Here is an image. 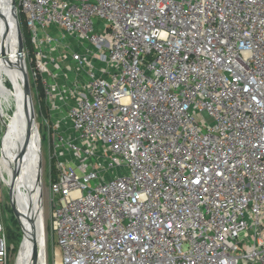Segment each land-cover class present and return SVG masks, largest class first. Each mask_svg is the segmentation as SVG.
Masks as SVG:
<instances>
[{
  "label": "built area",
  "instance_id": "obj_1",
  "mask_svg": "<svg viewBox=\"0 0 264 264\" xmlns=\"http://www.w3.org/2000/svg\"><path fill=\"white\" fill-rule=\"evenodd\" d=\"M15 12L45 108L44 264H264V0Z\"/></svg>",
  "mask_w": 264,
  "mask_h": 264
},
{
  "label": "bare ground",
  "instance_id": "obj_2",
  "mask_svg": "<svg viewBox=\"0 0 264 264\" xmlns=\"http://www.w3.org/2000/svg\"><path fill=\"white\" fill-rule=\"evenodd\" d=\"M8 1L0 0V67L4 70L7 80L11 82L12 91L10 92V88L6 86L0 76V93L6 96L7 104L12 105V116L1 139L4 159H2V168L0 169L2 176V170L6 174L4 181L8 186L11 183L12 169L18 172L23 182L26 191L22 192L20 185L16 183V197L25 207L23 222L36 241L37 264H44L42 236L44 225L42 221V203L39 197L41 190V174L38 164L39 139L38 134L34 133L36 122L28 77L20 68L18 34L8 14ZM2 15L6 17L4 22ZM31 245V239L25 233L23 243H21L22 249L21 252L19 250L18 254L19 260L17 258L18 264H29ZM16 262L15 264H17Z\"/></svg>",
  "mask_w": 264,
  "mask_h": 264
},
{
  "label": "rangeland",
  "instance_id": "obj_3",
  "mask_svg": "<svg viewBox=\"0 0 264 264\" xmlns=\"http://www.w3.org/2000/svg\"><path fill=\"white\" fill-rule=\"evenodd\" d=\"M20 35L22 40V48H23V54H25V49L28 45L27 43V35L23 29V27L20 29ZM5 42L8 47V42L5 38ZM9 58V56H8ZM25 58V57H24ZM0 76L2 77L4 83H6V86L10 88V92L12 91L11 82L7 80V77L4 73V70L0 67ZM29 76V75H28ZM27 76V77H28ZM28 85L31 93L32 98V104L35 114V122L38 132V139H39V160L38 164L40 167V181H41V190H40V201L42 203V221H43V230H42V236H43V257H45V253L47 255V258L49 261H51V256L53 252V243L51 241V234L49 229V217L47 212V185H48V176L50 172V163L48 160V138L47 135L44 134L42 129V120L43 116L45 114V108L43 101L41 100L38 92L40 89L39 83L35 80H33L30 76L28 77ZM0 142L2 139L3 133L6 131V128L10 122V117L12 116V105L7 104L6 102V96L4 94L0 93ZM13 157V156H12ZM2 168V167H1ZM11 171V170H10ZM13 173V169L11 171ZM3 178L0 180V212L2 215V224L4 228V236L7 242V261L6 264H15L17 258L19 260L18 254L19 250L21 252L22 246L21 243H23V237L24 232L22 230L21 225L15 218L9 201V195H8V185L5 183L4 178L6 177V174H4L3 170ZM20 185V190L22 192H25L26 189L23 186V182L20 179L19 175L17 178V182ZM16 202L18 205V208L22 214V220L25 219V207L23 203L16 197ZM17 260V264H18Z\"/></svg>",
  "mask_w": 264,
  "mask_h": 264
},
{
  "label": "water",
  "instance_id": "obj_4",
  "mask_svg": "<svg viewBox=\"0 0 264 264\" xmlns=\"http://www.w3.org/2000/svg\"><path fill=\"white\" fill-rule=\"evenodd\" d=\"M8 14H9L11 20L13 21V23L16 27L17 34H18V56L20 57V68L27 75L26 64H25V60H24V54L22 51L23 48H22V40H21V35H20V28H19V24H18V21L16 18V12H15V0H9L8 1ZM2 20H3V22L6 21V17H4V15H2ZM26 87H27V85H26ZM27 89H28V87H27ZM27 91H29V90H27ZM30 110H31V107H30ZM34 133L38 134L35 126H34ZM1 142H0V156L2 159H4L3 153H2V143ZM17 178H18V172H16L13 169L11 183L8 186V192H9L8 195H9L10 206H11V210H12L15 218L17 219V221L21 225L23 232L28 234L30 239H31L32 249H31V254H30V258H29V264H37L36 241H35L34 237L30 234L28 229L26 228V226L22 220V214H21V212L18 208L17 202H16V190H15V188H16Z\"/></svg>",
  "mask_w": 264,
  "mask_h": 264
},
{
  "label": "trees",
  "instance_id": "obj_5",
  "mask_svg": "<svg viewBox=\"0 0 264 264\" xmlns=\"http://www.w3.org/2000/svg\"><path fill=\"white\" fill-rule=\"evenodd\" d=\"M24 29V28H23ZM24 31H25V33H26V35H27V43H28V45L27 46H29V37H28V34H27V32H26V30L24 29Z\"/></svg>",
  "mask_w": 264,
  "mask_h": 264
}]
</instances>
